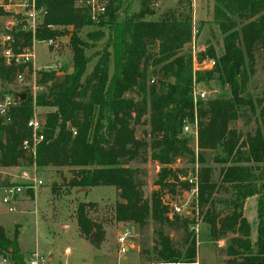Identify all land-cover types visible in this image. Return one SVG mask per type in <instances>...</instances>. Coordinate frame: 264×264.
Listing matches in <instances>:
<instances>
[{"label":"trees","instance_id":"16d2710c","mask_svg":"<svg viewBox=\"0 0 264 264\" xmlns=\"http://www.w3.org/2000/svg\"><path fill=\"white\" fill-rule=\"evenodd\" d=\"M36 1L48 14L35 37L56 39L60 28L71 27L72 70L38 71L37 84L46 90L36 96L29 92L15 96L3 87L0 100L13 95L17 101L5 116L0 115V167H69L71 177L64 179L69 188L114 186L121 199L115 207L118 221L144 227L152 219L156 224L157 263L196 264L194 216L172 212L163 201V193L177 194L191 188L182 179L188 169L172 164L178 159L198 163V207L211 237L236 235L228 245L224 264H264V91L256 99L247 91L257 53L264 55V0H214L213 23L223 35V51L217 54L214 45H209L201 56L213 59L215 66L197 72L193 54L186 49L193 39V0H177L175 8L157 19L152 17L159 0H139V9L126 12L122 18L123 0H107L106 13L98 24L81 5L86 0ZM86 26L95 27L88 40L80 36ZM10 33L17 53L32 47L31 31L21 26ZM89 40L102 41L93 55L86 52L92 47ZM92 57L98 59L87 73ZM30 68L31 64L8 65L1 57L0 80L10 83L20 72L28 76ZM212 80L227 86L231 96L200 100L195 107V85ZM35 106L53 110L43 118L45 139L32 156L23 151L22 143L31 137L27 124ZM249 110L258 113L259 126L243 139L230 123ZM146 114L150 115L149 141L136 137L134 129ZM196 119L198 155L191 145L193 136L184 133V126ZM217 148L222 155L215 159L225 164L220 183L213 179V169L206 160V152ZM148 152L163 165L157 179L160 191H154L150 200L145 199L139 169L130 166ZM28 192L34 194L33 190ZM220 193L225 195L219 197ZM251 196H258L255 242L244 216L245 202ZM88 206L94 203L81 202L76 214L85 238L102 230L89 216ZM171 231L182 233L180 245L174 242ZM18 234L9 237L0 224V257L24 264Z\"/></svg>","mask_w":264,"mask_h":264},{"label":"rangeland","instance_id":"374dc122","mask_svg":"<svg viewBox=\"0 0 264 264\" xmlns=\"http://www.w3.org/2000/svg\"><path fill=\"white\" fill-rule=\"evenodd\" d=\"M20 0H13V6L8 9L0 8V35L7 32V25L12 27H23L24 8L14 3ZM6 2H9L8 0ZM195 3V6H194ZM177 0H159L157 3V12L152 19H157L162 12L175 8ZM214 0H193V39L186 45L187 50L192 54L196 53L199 59H209L202 57L201 53L207 51L209 45H214L217 54L223 51V35L219 27L213 23ZM139 9V0H123L120 9L121 18L126 12H133ZM195 13V14H194ZM61 34L56 37L53 45H48L44 40L33 38V49L35 58L31 64L30 74L26 76L25 83H20L14 79L12 82L3 83L0 80V92L3 87L11 91L15 96L21 92L33 93L34 96L39 92L45 91V87L37 84L38 71L53 69L60 72H70L72 70L73 53L70 45L69 29L60 28ZM93 26H86L80 32V36L88 40V33L94 30ZM92 47L86 52L93 55L101 48L102 41L93 42L89 40ZM94 45V46H93ZM24 48L21 52H24ZM152 52L156 53V50ZM264 55L257 53L254 72L251 74L248 85V93L254 99L262 96L264 91ZM98 57H92L88 65L89 73ZM151 70V67L149 71ZM156 78V77H154ZM152 82V80H151ZM37 89H34V86ZM199 89L207 92V98L230 97L229 88L221 87L216 81L209 83H200ZM137 98L136 94H129ZM53 110L35 106L33 115L37 114L44 118L46 113ZM150 115L146 114L140 124L134 125L135 135L141 139L149 141L148 131ZM259 126L258 113L247 111L246 116L238 118L230 123V128L235 129L244 139L248 134H254ZM192 147L195 149L193 141ZM222 155L220 148L208 150L206 152L207 165L213 169V179L220 183L222 179V168L224 163L218 162L215 158ZM147 157V158H146ZM145 158V160H143ZM130 166L139 169V180L143 183L145 199L150 200L154 191H160L157 184L159 172L162 164L150 156V152L142 155L136 161L130 163ZM174 168H187L188 172L194 171L196 166L189 163L187 159H178ZM71 168L69 167H50L38 169L35 166H9L0 167V190L2 187L15 185H27L35 179H41L42 185H38L34 194L29 192L20 195L18 201H15L16 210L9 212L7 207L0 203V224L4 226L7 235L11 238L18 232V244L20 252L24 257H28L31 251L39 250L46 256H52V264H118L122 263L124 257L129 258L131 264H162L157 263L155 246V228L156 224L152 219L141 227L133 221H118L116 219V203L121 200L119 191L114 186H95L92 188H69L65 185V180L71 177ZM225 194H218L219 197ZM199 198L194 193L179 192L177 194L163 193V201L171 207V204L185 206L192 215L194 214L195 224L192 226L197 239V263L199 264H219L225 263L228 258L227 248L231 238L236 236L234 233L228 234L220 239H213L210 235L209 226L203 221V216L199 212L196 199ZM17 199V198H16ZM81 202H91L94 206H88L89 216L95 223L102 226V230L94 231L90 237H83L77 223V209ZM244 216L251 224V240L257 239L258 228V196L249 197L244 206ZM124 227H130L133 230L134 237L131 242L134 244L127 253L120 254L118 236ZM174 242L180 245L182 241L181 232H172ZM137 245L140 249H137ZM72 253L68 255L67 249Z\"/></svg>","mask_w":264,"mask_h":264},{"label":"built area","instance_id":"2783aa9c","mask_svg":"<svg viewBox=\"0 0 264 264\" xmlns=\"http://www.w3.org/2000/svg\"><path fill=\"white\" fill-rule=\"evenodd\" d=\"M0 0V8L8 9L10 6H13V0ZM18 6L24 8L22 15L24 16L23 30L31 31L33 34V38L37 31L42 27L43 21L48 14V11L45 7H38L36 0H20L19 2H15ZM81 5L86 7L93 19V21L98 24L100 23V18L105 15L107 10V0H86L81 2ZM15 25V24H14ZM14 25L10 27L7 25V32L0 35V58L2 57L6 64L11 65H28L34 61L35 51L32 47L26 48L24 52H16L14 45V38L10 33L15 27ZM49 28L54 29L53 25H49ZM48 45H53L55 43V39L50 38L44 40ZM215 66V61L213 59H203L199 60L196 53H193V69L195 72L197 71H205L210 70ZM46 70H55L53 67L51 69ZM26 72H28V68H26ZM25 73H18L16 81L20 83H25L26 80ZM199 84H196L193 90V100L195 107H197L198 102L200 100H205L207 98V92L205 90L199 89ZM38 87L35 85L34 89ZM16 99L13 95H6L2 100H0V115L5 116L8 112L10 106L16 104ZM28 128L31 130V137L26 139L22 143V149L29 155L35 156L38 146L44 141V119L37 114H34L31 119L28 121ZM184 133L193 136V143L195 145V152L198 155L199 152V144H198V123L197 119L194 123H187L184 126ZM196 168L194 171H190L188 175L183 180H186L190 184V190L186 191V193H194L197 196L199 195V174L198 168L199 164L196 163ZM43 181L41 179H35L32 183L27 185H15L7 187L4 190V193L1 197V202L7 207L9 212H14L16 210L15 201H18L20 195L25 194L28 190H35L38 185H42ZM185 192V191H184ZM17 198V199H16ZM199 202V198L196 199V203ZM198 206V205H197ZM171 211L176 212L181 215H192L189 210L185 209V206L171 204ZM194 216V214H193ZM134 237L133 230L130 227H124L120 230L118 236V244L120 253H127L132 242V238ZM0 264H16L10 258L6 256L0 257ZM24 264H51L49 261V257L46 256L43 252L39 250L31 251L26 257V262ZM196 264H199L196 262ZM224 264V263H219Z\"/></svg>","mask_w":264,"mask_h":264},{"label":"crops","instance_id":"0c3cea01","mask_svg":"<svg viewBox=\"0 0 264 264\" xmlns=\"http://www.w3.org/2000/svg\"><path fill=\"white\" fill-rule=\"evenodd\" d=\"M194 6H195V3H194ZM195 14V13H194ZM7 188V187H6ZM5 187H2L1 188V190H0V203H2L1 202V197H2V194L4 193V190L6 189ZM1 205V204H0ZM134 243L132 242V244H131V246L130 247H132V245H133ZM137 247V249H140V246L139 245H137L136 246ZM120 252V251H119ZM68 255H70L71 253H72V250L70 249V248H68L67 249V252H66ZM120 254H122V253H120ZM29 255V254H28ZM49 257V261H50V263L52 264V262H53V257L52 256H48ZM122 263H118V264H131L130 262H129V258H127V257H124V260L123 261H121ZM90 264V263H89ZM117 264V263H116Z\"/></svg>","mask_w":264,"mask_h":264},{"label":"water","instance_id":"95a60500","mask_svg":"<svg viewBox=\"0 0 264 264\" xmlns=\"http://www.w3.org/2000/svg\"><path fill=\"white\" fill-rule=\"evenodd\" d=\"M93 237L95 238V233H93Z\"/></svg>","mask_w":264,"mask_h":264}]
</instances>
